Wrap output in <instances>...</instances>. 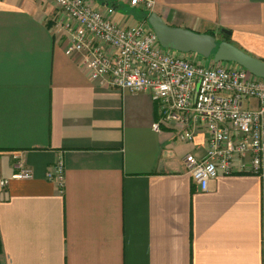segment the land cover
I'll use <instances>...</instances> for the list:
<instances>
[{"label": "crops", "instance_id": "1", "mask_svg": "<svg viewBox=\"0 0 264 264\" xmlns=\"http://www.w3.org/2000/svg\"><path fill=\"white\" fill-rule=\"evenodd\" d=\"M153 12L264 60V0H154ZM62 21L51 0H0L2 264H264L260 178L218 175L200 191L183 157L203 155V135L155 130L148 92L90 79ZM58 159L61 187L46 178ZM18 162L31 179L12 177Z\"/></svg>", "mask_w": 264, "mask_h": 264}, {"label": "built area", "instance_id": "2", "mask_svg": "<svg viewBox=\"0 0 264 264\" xmlns=\"http://www.w3.org/2000/svg\"><path fill=\"white\" fill-rule=\"evenodd\" d=\"M51 1L63 15L65 51L81 56L90 79L134 93L148 92L157 104L155 130L166 125L180 141L203 135V155L183 157L200 191H206L208 181L218 175L260 178L264 230V78L234 62L205 65L163 47L147 22L154 0H113L100 7L89 0ZM118 1L142 9L145 16L132 23L115 20ZM249 99L255 100V107L245 105ZM15 167L12 177H33L31 168L19 162ZM46 178L62 186L60 159L46 171Z\"/></svg>", "mask_w": 264, "mask_h": 264}, {"label": "water", "instance_id": "3", "mask_svg": "<svg viewBox=\"0 0 264 264\" xmlns=\"http://www.w3.org/2000/svg\"><path fill=\"white\" fill-rule=\"evenodd\" d=\"M147 22L162 46L170 45L169 47L177 51L192 52L204 58L211 55L213 62H234L250 73L264 78V60L243 51L228 41H217L212 34L170 25L153 11L148 15Z\"/></svg>", "mask_w": 264, "mask_h": 264}, {"label": "rangeland", "instance_id": "4", "mask_svg": "<svg viewBox=\"0 0 264 264\" xmlns=\"http://www.w3.org/2000/svg\"><path fill=\"white\" fill-rule=\"evenodd\" d=\"M115 18L116 19H119V18H125L127 20V22H132L133 20H136L138 17V14L136 15L135 11L133 10V7H131L128 3H123L122 4H119L118 7H116L115 9ZM133 17H132V16ZM141 19V18H139ZM170 45H167V46H163L165 48H169V49H173L175 50L174 48L172 47H169ZM186 55V57L188 58H196L197 60H200L202 62H204L205 65H209L211 63V60H212V57L211 55L207 58H204L198 54H194L192 52L190 53H184ZM196 56V57H194ZM235 65H237L236 63H234Z\"/></svg>", "mask_w": 264, "mask_h": 264}, {"label": "trees", "instance_id": "5", "mask_svg": "<svg viewBox=\"0 0 264 264\" xmlns=\"http://www.w3.org/2000/svg\"><path fill=\"white\" fill-rule=\"evenodd\" d=\"M211 34V33H210ZM1 253H2V249H1V241H0V256H1ZM0 264H2V262L0 261Z\"/></svg>", "mask_w": 264, "mask_h": 264}]
</instances>
